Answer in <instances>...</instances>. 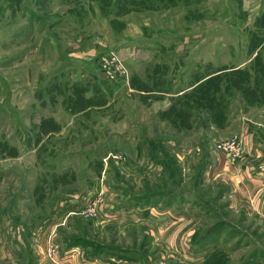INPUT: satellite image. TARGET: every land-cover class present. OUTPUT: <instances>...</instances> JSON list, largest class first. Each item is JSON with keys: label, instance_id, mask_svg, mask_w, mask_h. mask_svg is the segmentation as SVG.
<instances>
[{"label": "rangeland", "instance_id": "374dc122", "mask_svg": "<svg viewBox=\"0 0 264 264\" xmlns=\"http://www.w3.org/2000/svg\"><path fill=\"white\" fill-rule=\"evenodd\" d=\"M120 1L0 0V264H264L214 149L263 119L264 0Z\"/></svg>", "mask_w": 264, "mask_h": 264}, {"label": "crops", "instance_id": "0c3cea01", "mask_svg": "<svg viewBox=\"0 0 264 264\" xmlns=\"http://www.w3.org/2000/svg\"><path fill=\"white\" fill-rule=\"evenodd\" d=\"M120 46L121 50L127 49L123 48V45ZM125 59L126 57H123V60ZM182 89L178 88L174 94L181 93ZM249 112L250 110L245 114ZM262 117V120L241 117V119L245 118L239 121V132L244 135L243 154L233 166H228L223 162V166L216 175H223L224 178L229 179L231 193H235L236 197H241L252 211L264 217V140L262 142L255 140L253 130L255 127L264 130V113Z\"/></svg>", "mask_w": 264, "mask_h": 264}, {"label": "trees", "instance_id": "16d2710c", "mask_svg": "<svg viewBox=\"0 0 264 264\" xmlns=\"http://www.w3.org/2000/svg\"><path fill=\"white\" fill-rule=\"evenodd\" d=\"M118 1H119V3L121 2L120 0H118ZM121 5H122L121 3L118 5V10H119V7H122ZM199 79H197L195 82H198ZM214 79L215 78H207L205 82H203V81L199 82L197 84V86L192 87V89H191L192 90V92H191L192 94H190V96H192V97H194L196 99L194 101L196 104H199L200 101L205 100L206 101L205 104H204L205 108H208V109L212 110L213 113L215 111L216 113H218L220 115L222 113L221 110H217L213 106H215L216 100L218 101V103H220V102H224L226 100V98H225V96L223 94H220V92H218L217 86L214 84ZM247 79H249V78H247ZM236 82H244V81H241L239 79ZM211 90H213V91H211ZM82 91H84V89ZM249 96L254 97L255 93H253L252 95H249ZM208 103L212 104V105H209ZM214 120H217V119L215 118ZM143 199L147 200L148 197L144 195ZM253 258H254V255H250L247 258H243L242 261H240L239 264H256V262L253 261Z\"/></svg>", "mask_w": 264, "mask_h": 264}, {"label": "built area", "instance_id": "2783aa9c", "mask_svg": "<svg viewBox=\"0 0 264 264\" xmlns=\"http://www.w3.org/2000/svg\"><path fill=\"white\" fill-rule=\"evenodd\" d=\"M114 55L117 56L116 54ZM112 60H117V59H114L113 56ZM114 78H120V77H113V79ZM214 149L217 152L225 155V157L229 160V162L233 163L243 153L242 140L236 137L231 139H225L220 142H217L214 146Z\"/></svg>", "mask_w": 264, "mask_h": 264}]
</instances>
